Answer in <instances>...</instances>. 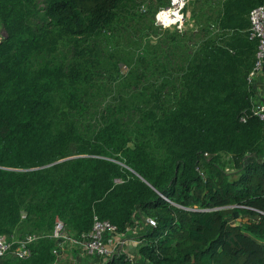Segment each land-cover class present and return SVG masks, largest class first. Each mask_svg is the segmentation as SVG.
Masks as SVG:
<instances>
[{
  "label": "trees",
  "instance_id": "trees-1",
  "mask_svg": "<svg viewBox=\"0 0 264 264\" xmlns=\"http://www.w3.org/2000/svg\"><path fill=\"white\" fill-rule=\"evenodd\" d=\"M260 1L218 0L196 46L177 30L161 49L162 83L144 93L133 71L128 97L97 118L100 39L136 30L134 16L156 30L167 0L146 13L136 0H0V234L22 221L50 232L59 217L78 235L94 215L124 231L144 213L155 224L139 235V264H264V122L247 79L248 12ZM233 210L245 219L231 222ZM30 248L0 264L55 262L51 237ZM105 264L133 262L115 253Z\"/></svg>",
  "mask_w": 264,
  "mask_h": 264
},
{
  "label": "rangeland",
  "instance_id": "rangeland-1",
  "mask_svg": "<svg viewBox=\"0 0 264 264\" xmlns=\"http://www.w3.org/2000/svg\"><path fill=\"white\" fill-rule=\"evenodd\" d=\"M150 2L157 3L158 0H136L137 12L146 13ZM217 3L218 0H189L186 9V22L180 29L172 26L164 27L155 22V13L160 9V5L153 13L156 30L148 27L150 25L148 15L134 16L130 21L131 26L129 29L135 27L136 30L133 29L130 33L119 28V30H115L108 41L101 38L99 44L102 49L101 58L97 66L92 68L90 72L93 81V87L91 88L93 93L90 96L92 100L91 112H96L98 118L99 105L107 102L115 103L119 98L128 97V94H130L128 86L133 71H137L142 75L141 83H143L142 91L144 93H150L153 87L162 83L163 80L159 74L164 73L165 69L160 66H165L166 60L161 58L163 54L161 49L165 48V44L170 43V36L176 33L177 30V33H183L181 36L188 41L189 47L196 46L202 40V38H199L201 31L197 33H193V31L203 27L205 15H216ZM3 34L4 29L0 25V38ZM126 48L128 49L127 52H125ZM114 60H118L116 65L112 63ZM167 77L170 79V76ZM222 159L227 165H230L228 154L222 153ZM226 169L228 171L232 170L230 166H227ZM25 212L26 210L23 209L22 213ZM228 217L231 222L245 219L240 212L235 210L231 211ZM49 230L48 228L37 229L31 227L26 221H22L19 226L17 225L11 229L9 236L13 240H18L29 234L46 235ZM70 261V264H74V260ZM56 262L69 264L67 260ZM56 262L51 264H56Z\"/></svg>",
  "mask_w": 264,
  "mask_h": 264
},
{
  "label": "built area",
  "instance_id": "built-area-1",
  "mask_svg": "<svg viewBox=\"0 0 264 264\" xmlns=\"http://www.w3.org/2000/svg\"><path fill=\"white\" fill-rule=\"evenodd\" d=\"M188 1L183 0L181 7L179 0L177 3L167 0V4L161 6L155 13V22L164 27L182 28L187 18ZM160 12L162 14L178 13L181 19L165 26L162 16H159L162 15ZM168 18L172 20L175 16L169 15ZM248 19L249 37L257 39L256 61L247 76L254 89L250 111L264 122V0L249 10ZM260 74L262 79L259 77ZM256 79L259 80L255 81ZM21 216L24 217L25 213ZM154 224V217L139 213L132 217V222L126 226L124 231H118L111 221L94 215L90 229L76 235L65 226L59 217H55L53 227L46 235L53 239V253L56 258L62 252L75 250L76 257L82 258L81 264H105L106 260L115 253H126L133 264H139L140 258L135 252V248L141 243L139 235ZM38 236L40 235L29 234L22 239L13 240L9 234L1 233L0 262L6 258L14 260L29 256L30 244ZM131 246H133V251Z\"/></svg>",
  "mask_w": 264,
  "mask_h": 264
},
{
  "label": "crops",
  "instance_id": "crops-1",
  "mask_svg": "<svg viewBox=\"0 0 264 264\" xmlns=\"http://www.w3.org/2000/svg\"><path fill=\"white\" fill-rule=\"evenodd\" d=\"M259 77L262 79V75L260 74ZM131 234V233H130ZM131 250L133 251V246H131ZM74 251V252H73ZM68 250L66 252H62L55 260L56 261H62L63 260H67V262L70 264L71 261L70 260H74V264H81L80 262H82V258H77L76 257V252L75 250ZM64 257V258H63ZM61 264L60 262H56V264Z\"/></svg>",
  "mask_w": 264,
  "mask_h": 264
},
{
  "label": "clouds",
  "instance_id": "clouds-1",
  "mask_svg": "<svg viewBox=\"0 0 264 264\" xmlns=\"http://www.w3.org/2000/svg\"><path fill=\"white\" fill-rule=\"evenodd\" d=\"M177 2H178V0H173V3H177ZM179 2L181 3V7H182L183 6V0H179ZM169 15H174L175 19L170 20L168 18ZM162 18L165 22V26H167L168 24H171V23H175L176 21L181 19L180 15L178 13L162 14Z\"/></svg>",
  "mask_w": 264,
  "mask_h": 264
},
{
  "label": "bare ground",
  "instance_id": "bare-ground-1",
  "mask_svg": "<svg viewBox=\"0 0 264 264\" xmlns=\"http://www.w3.org/2000/svg\"><path fill=\"white\" fill-rule=\"evenodd\" d=\"M160 14H162V13L160 12ZM159 16H162V15H159Z\"/></svg>",
  "mask_w": 264,
  "mask_h": 264
},
{
  "label": "water",
  "instance_id": "water-1",
  "mask_svg": "<svg viewBox=\"0 0 264 264\" xmlns=\"http://www.w3.org/2000/svg\"><path fill=\"white\" fill-rule=\"evenodd\" d=\"M60 160H62V159H59V160H57V161H60Z\"/></svg>",
  "mask_w": 264,
  "mask_h": 264
}]
</instances>
